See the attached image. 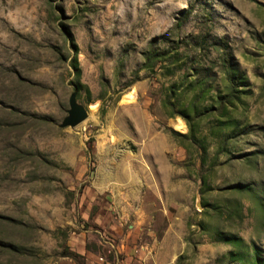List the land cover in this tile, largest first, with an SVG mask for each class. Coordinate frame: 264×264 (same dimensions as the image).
Returning a JSON list of instances; mask_svg holds the SVG:
<instances>
[{"label":"rangeland","instance_id":"1","mask_svg":"<svg viewBox=\"0 0 264 264\" xmlns=\"http://www.w3.org/2000/svg\"><path fill=\"white\" fill-rule=\"evenodd\" d=\"M0 264H264V0H0Z\"/></svg>","mask_w":264,"mask_h":264},{"label":"water","instance_id":"2","mask_svg":"<svg viewBox=\"0 0 264 264\" xmlns=\"http://www.w3.org/2000/svg\"><path fill=\"white\" fill-rule=\"evenodd\" d=\"M77 92H74L69 99L70 109L68 110L67 117L63 120L61 128H75L87 118L85 108L77 102Z\"/></svg>","mask_w":264,"mask_h":264},{"label":"bare ground","instance_id":"3","mask_svg":"<svg viewBox=\"0 0 264 264\" xmlns=\"http://www.w3.org/2000/svg\"><path fill=\"white\" fill-rule=\"evenodd\" d=\"M175 126H177L178 124L177 123H174Z\"/></svg>","mask_w":264,"mask_h":264}]
</instances>
